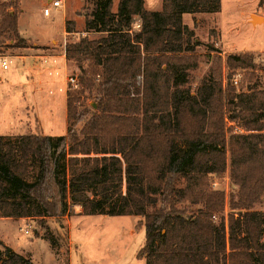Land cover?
Instances as JSON below:
<instances>
[{"label": "trees", "instance_id": "obj_1", "mask_svg": "<svg viewBox=\"0 0 264 264\" xmlns=\"http://www.w3.org/2000/svg\"><path fill=\"white\" fill-rule=\"evenodd\" d=\"M13 1L1 7L0 36L23 44ZM84 1L83 35L64 48L79 71L66 131L0 135V218L72 216L79 206L84 216L142 218L144 264H264V215L254 210L264 194V90L223 88L215 56L189 87L200 42L182 16L216 13L220 0H163L160 11L119 0L115 13L113 0ZM226 63L254 67L248 53ZM227 169L237 220L208 184ZM0 264L33 263L0 243Z\"/></svg>", "mask_w": 264, "mask_h": 264}, {"label": "rangeland", "instance_id": "obj_2", "mask_svg": "<svg viewBox=\"0 0 264 264\" xmlns=\"http://www.w3.org/2000/svg\"><path fill=\"white\" fill-rule=\"evenodd\" d=\"M45 1L19 0L17 3V10H20L22 32L23 27H25L26 36L37 39L38 42H48L51 36L57 39L62 36L63 8H50L49 5L44 4ZM61 1L66 8V22H71L70 27L74 30V33L67 35L66 38L75 41L83 35L85 13L89 11V3L84 0ZM259 1L220 0L219 10L216 13H197L185 16L182 23L193 31L194 36L200 42L195 53L189 56V60L194 59L197 62V67L189 71L191 90L197 87L200 80L212 67L213 56L220 59L218 63L220 73L217 75L223 88L232 87L236 93H246L251 89L264 90V24H261L262 19L258 16L261 10L264 12V9H262L263 1L260 4ZM9 2L14 3L13 0H0V13L2 5ZM118 2L119 0H113L112 11L114 13L117 10ZM162 2L163 0H144V8L148 11H160ZM45 7H49L50 14L47 17L43 15ZM249 13L252 14L250 17L251 24L248 21ZM89 37L94 39L97 35H89ZM22 40L24 42L20 44L10 39L8 35L0 36V56L11 57L27 51L20 49L26 44L29 45L28 47L31 45L27 40ZM58 45L59 47L62 46V44L55 46L58 47ZM209 46L217 52L208 51ZM28 47L26 46V48ZM242 53H248L252 56L253 68L242 69L228 66L226 63L227 56ZM67 67L66 91L70 85L68 77L72 74H79L78 69L70 63H67ZM12 68L13 65H11L10 70ZM10 70L2 71L0 75L7 76ZM215 71L217 72L216 69ZM234 79L237 80L236 84L233 82ZM28 101H25L27 104L15 102L11 104L12 111L9 108L7 112L4 111L9 118L11 115L14 117V125L10 119L7 121L12 124L7 125L6 119H3V114L0 113V135L14 139L21 135H48L46 133H49L60 136L65 133L66 122L63 125L59 119H55L56 124L52 123L54 126L45 125L39 118V112H37L42 107V103L35 104L29 101L30 104H28ZM85 104L95 107V103L89 100H86ZM4 106L9 107L10 102ZM49 113L52 116L56 115L54 111ZM49 113L47 112V114ZM58 113L59 111H57ZM208 184L211 188L225 194V207L222 215L226 219L234 215V220H237L238 211L232 210L231 206V199L236 188L230 181L228 169L224 175L208 176ZM254 210L264 215V194L260 203L254 206ZM142 224L143 221L140 217L84 216L81 208L75 206L72 216L24 218V221L0 220V232L22 246L28 243L31 238H43L44 233L47 232L49 236H52L55 245H59L66 253H72L71 264H81L79 260L81 255L85 258L86 264H144L141 261L143 258H139L137 255L145 240ZM25 229L28 234L24 233ZM69 235L74 245H69ZM29 248L38 264H55L53 255L46 243L37 242Z\"/></svg>", "mask_w": 264, "mask_h": 264}, {"label": "crops", "instance_id": "obj_3", "mask_svg": "<svg viewBox=\"0 0 264 264\" xmlns=\"http://www.w3.org/2000/svg\"><path fill=\"white\" fill-rule=\"evenodd\" d=\"M49 1L50 0H46L44 4L48 5L50 3ZM262 9H264V0ZM186 15L182 16L183 21ZM251 15V13L248 14L249 23L251 21ZM258 16L262 19L261 24H264V12L262 10ZM20 18L21 17L19 16V36L22 39L27 40L31 47H28L29 45L26 44L28 48L24 46L20 50L23 51L26 49L27 51L11 56L10 58L12 60L13 68L9 71L7 76L0 75V113L3 114V119H6L5 121L7 122V125H11L12 123L14 125V117H12L11 115V117L9 118V116H7L8 114H6L5 112H7L8 108L10 111H12L11 104L15 102H17L18 104H21L22 102L27 104V102L25 101L29 100L31 102H34L35 104H38V102L40 104L42 103V107L39 108L37 112H39V118L45 125L54 126L56 124L55 119H59L64 125L66 122V81L68 75L67 61L64 52L66 36L68 35L65 31L66 8L65 6L63 8L61 27L62 36L59 39L51 36L50 41L48 42H38L37 39H32L29 36H26V28L23 27L22 32V28L20 26ZM54 44H62V46L59 47L58 45L57 47ZM0 73H2L1 70ZM29 101L28 104H30ZM9 102V107L4 106ZM51 111L56 112V115L52 116L51 113H49ZM57 111H59L58 114ZM47 112L49 114H47ZM9 119L12 123H8L9 121L7 120ZM53 122L54 125H52ZM46 134H48V136H54L49 133ZM0 220L8 221L12 219L0 218ZM15 221H24V219H18ZM68 238L70 241L69 245H74L70 235L68 236ZM37 242H44L48 245L49 250L53 255L55 264L72 263V253H66V251H64V249H62L59 245H55L52 247L49 242L42 237L31 238L28 243L22 246L15 243L14 240H12L6 234L0 232V243L9 247L14 252L29 258L33 264L38 263L35 262L33 253L30 251L29 247ZM79 260L81 264H86L85 258L82 257V255ZM141 261L144 263L143 259Z\"/></svg>", "mask_w": 264, "mask_h": 264}, {"label": "built area", "instance_id": "obj_4", "mask_svg": "<svg viewBox=\"0 0 264 264\" xmlns=\"http://www.w3.org/2000/svg\"><path fill=\"white\" fill-rule=\"evenodd\" d=\"M48 5L50 8H55V9L64 8L63 1L61 0H51V2ZM49 7H45L43 10V15L46 17L49 16L50 14ZM11 65H12V60L9 56H0V70L1 71L10 70ZM76 81H77L76 76H73V74L68 77V82L71 86L76 87ZM233 82L236 84L237 80L234 79ZM24 233L28 234V231L25 229Z\"/></svg>", "mask_w": 264, "mask_h": 264}, {"label": "water", "instance_id": "obj_5", "mask_svg": "<svg viewBox=\"0 0 264 264\" xmlns=\"http://www.w3.org/2000/svg\"><path fill=\"white\" fill-rule=\"evenodd\" d=\"M92 107H94V105Z\"/></svg>", "mask_w": 264, "mask_h": 264}]
</instances>
